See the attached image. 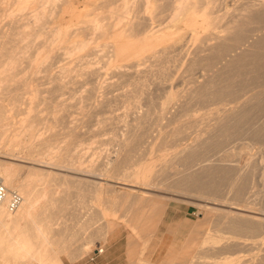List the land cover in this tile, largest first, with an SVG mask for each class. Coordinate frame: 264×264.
I'll list each match as a JSON object with an SVG mask.
<instances>
[{"label":"bare ground","instance_id":"bare-ground-1","mask_svg":"<svg viewBox=\"0 0 264 264\" xmlns=\"http://www.w3.org/2000/svg\"><path fill=\"white\" fill-rule=\"evenodd\" d=\"M238 131L264 132V0H0V176L21 197L0 264L85 260L119 227L157 244L135 264H264V153L235 160ZM172 202L202 216L173 236Z\"/></svg>","mask_w":264,"mask_h":264},{"label":"rangeland","instance_id":"rangeland-1","mask_svg":"<svg viewBox=\"0 0 264 264\" xmlns=\"http://www.w3.org/2000/svg\"><path fill=\"white\" fill-rule=\"evenodd\" d=\"M75 6H77V9L79 10V11H81L82 9H83V6L82 5H79V4H76ZM59 60V58H57V59H55V61H56V63L54 64V66H53V69H52V73H55V72H57L59 69V67H57V66H61L60 64H63V63H65V61L64 60H61L60 62L58 61ZM57 61H58V63H57ZM62 62V63H61ZM56 65V66H55ZM101 72L103 73H101V76H100V82H102L103 83V85H105V84H107V83H109V82H111V81H113V79L110 77V75L108 74V72H110L109 70H106V69H101ZM103 75V76H102ZM109 81V82H108ZM107 82V83H106ZM182 85H184V83H182ZM71 88L70 89H73V88H75V87H77L76 85H69ZM85 87H82V88H87L88 86H90L89 84L87 85V87H86V85H84ZM180 87V89H185V85L184 86H179ZM182 87V88H181ZM79 88V87H78ZM117 88V89H116ZM116 88L114 87L113 88V90L111 89L110 91H111V93L109 92L107 95L108 96H106V98H112L113 96L112 95H114V96H116L117 95V93L119 94L121 91H122V89L118 86H116ZM120 88V89H119ZM117 90V91H116ZM120 91V92H119ZM113 92V93H112ZM115 93V94H114ZM110 94V95H109ZM101 95V94H100ZM64 97H66V95L64 96ZM99 99H102L101 97L99 98ZM98 99V100H99ZM174 107H175V105H173ZM173 106H170V108H169V110L170 111H173L174 110V107ZM209 108H213V106H210ZM116 111V112H115ZM114 111V115H116V116H118V115H120L121 113H122V109H118V110H115ZM204 111V110H203ZM203 111H200L199 113L201 114ZM135 114H131L130 116H129V118L130 117H133ZM166 120H164V122H165ZM208 121L210 122V121H212V122H210V123H213L214 121L212 120V118H209L208 119ZM93 121H91V123L89 122V125H93V123H92ZM91 126H89V128H91ZM88 127V126H87ZM88 130V129H87ZM86 130V135H88L89 133V130L87 131ZM196 131H200L201 133H203V126L202 125H200L199 127H198V129L196 128L195 129ZM194 130V131H195ZM194 131H190V135H191V137L194 135ZM241 134V132H236V133H234L232 136H230L229 138H228V140H226V142H225V144H223V149H231L232 151H239V148H240V146L242 145V144H244V142H245V144H249L250 145V147L247 149V150H245V151H243V152H241L240 153V156L239 157H237V158H235V160H240L241 162V164H244L245 162L244 161H247V160H250L251 158H254V159H257V160H259L260 159V155H263V153H264V132L262 133L263 135L260 137V134L258 135V133H254V134H250V136L249 135H247L246 136V134L245 135H243L244 133H242V135H240ZM235 135V136H234ZM254 135V136H253ZM110 136L109 134H106V135H104L103 136V138H105V139H107L108 137ZM246 136V137H245ZM250 137V138H249ZM243 138V139H242ZM261 138V139H260ZM259 139H260V141H259ZM257 141H259V142H257ZM261 141H262V143H261ZM259 143V144H258ZM227 146V147H226ZM230 146V147H229ZM255 148V149H254ZM110 148L108 147V153L110 152ZM235 151V152H236ZM253 152V153H252ZM248 154V155H247ZM256 154V155H255ZM111 155V154H110ZM252 155V156H251ZM19 156V155H18ZM243 158V159H242ZM242 159V160H241ZM238 160V161H239ZM238 161H236V162H238ZM236 162H234L235 164H237ZM234 164V165H235ZM37 167H40V168H43L42 166H37ZM45 169H48V170H53V171H57L56 169H54V168H52V167H44ZM259 179V178H258ZM256 180V182H255V185H254V187L253 188H251L252 189V191H251V189H250V191H251V193H250V191H249V193L247 192V196L246 197H248L249 199H250V197H251V200L253 199V198H255V197H257L258 195V193H259V191L261 190V189H263L264 188V182L263 181H261L260 179L259 180ZM263 183V184H262ZM262 185H263V188H262ZM118 188H119V186H118ZM257 193V194H256ZM249 194V195H248ZM172 208H175V210L173 211V213L171 214V219H173L174 220V222H173V224H171L170 226H169V234H171L172 236L173 235H175L177 232H178V229H179V227H180V224L181 223H185V221H189L190 223H194L195 221H196V219L198 220V218L197 217H202V216H197V209L194 207V206H189V205H178V204H176V203H171L170 204V211L172 210ZM84 217H85V215H84ZM170 219V220H171ZM187 227L189 228L190 227V225L189 224H187ZM161 229H162V227H161ZM115 234H116V237H115V240H114V244H112V246H110L111 247V254H113L112 256L114 257V256H117L116 258L118 259H116L115 258V261L113 260V262H114V264L116 263V264H135L136 263V261H137V258H138V256L140 255V252L143 250V252H142V254L143 255H145V257L148 259H150L151 257H152V255H153V253H154V251H155V249L157 248L156 247V245L157 244H155L153 247H152V251H151V248L150 247H147L146 249H143V247H142V245L140 246L139 245V241L137 240V241H135L133 244H132V246L131 247H127L126 246V236H127V230H125V229H123L122 227L120 228H118V230L116 229V232H115ZM183 236V235H182ZM182 236H179L178 238H175L176 240H177V242H179L180 240H182L185 236H186V234L182 237ZM168 241H167V243L169 244L170 243V239L169 238H166ZM166 244V243H165ZM115 246V247H114ZM166 246H167V244H166ZM165 246V247H166ZM97 247H95V249H96ZM140 251H139V250ZM114 252V253H113ZM138 253H139V255H138ZM149 253H150V256H149ZM130 254H131V256H130ZM138 255V256H137ZM143 255H141L142 257H144ZM132 257V258H131ZM95 257H94V254L92 253V252H90L88 255H87V257H86V259L85 260H90V259H94ZM129 259V260H128ZM151 259H153V258H151ZM77 261V260H76ZM80 261H82V260H80ZM153 261H154V259H153ZM75 262V260L73 261V260H70V259H65V264H72V263H74ZM93 262V261H92Z\"/></svg>","mask_w":264,"mask_h":264},{"label":"crops","instance_id":"crops-1","mask_svg":"<svg viewBox=\"0 0 264 264\" xmlns=\"http://www.w3.org/2000/svg\"><path fill=\"white\" fill-rule=\"evenodd\" d=\"M110 249H111V247H106L105 252H103L100 255H98L97 253H94V257H95L94 259H90V260L87 259V260H82V261H75L72 264H114L113 260L115 261V258L117 256H114L113 257L112 256L113 254H111L112 252H111ZM64 263H65V259H64Z\"/></svg>","mask_w":264,"mask_h":264},{"label":"built area","instance_id":"built-area-1","mask_svg":"<svg viewBox=\"0 0 264 264\" xmlns=\"http://www.w3.org/2000/svg\"><path fill=\"white\" fill-rule=\"evenodd\" d=\"M7 197L9 198V202H8L9 210L11 211L15 210L21 202V197L19 196L18 193L14 191L8 193L6 187L3 184V180L0 176V205L4 202V200Z\"/></svg>","mask_w":264,"mask_h":264}]
</instances>
